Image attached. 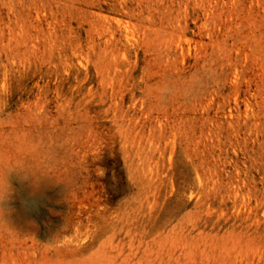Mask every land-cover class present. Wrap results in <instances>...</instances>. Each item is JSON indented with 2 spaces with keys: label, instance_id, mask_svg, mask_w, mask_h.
Listing matches in <instances>:
<instances>
[{
  "label": "rangeland",
  "instance_id": "1",
  "mask_svg": "<svg viewBox=\"0 0 264 264\" xmlns=\"http://www.w3.org/2000/svg\"><path fill=\"white\" fill-rule=\"evenodd\" d=\"M0 264H264V0H0Z\"/></svg>",
  "mask_w": 264,
  "mask_h": 264
}]
</instances>
